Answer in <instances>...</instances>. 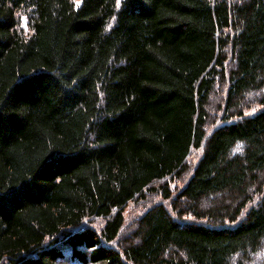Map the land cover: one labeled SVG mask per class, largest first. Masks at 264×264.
<instances>
[{"label": "trees", "instance_id": "obj_1", "mask_svg": "<svg viewBox=\"0 0 264 264\" xmlns=\"http://www.w3.org/2000/svg\"><path fill=\"white\" fill-rule=\"evenodd\" d=\"M0 264H264V0H0Z\"/></svg>", "mask_w": 264, "mask_h": 264}, {"label": "rangeland", "instance_id": "obj_2", "mask_svg": "<svg viewBox=\"0 0 264 264\" xmlns=\"http://www.w3.org/2000/svg\"><path fill=\"white\" fill-rule=\"evenodd\" d=\"M212 117H213V115H211ZM130 213H132V214H138V213H141L142 211H143V209H144V207L145 206H143V205H141V204H138V203H133V204H131L130 206ZM201 207H202V204H201ZM203 207H205L204 205H203ZM135 217V216H134ZM128 218V217H127ZM125 221H126V223L128 224V222L130 221L129 219H125Z\"/></svg>", "mask_w": 264, "mask_h": 264}, {"label": "snow or ice", "instance_id": "obj_3", "mask_svg": "<svg viewBox=\"0 0 264 264\" xmlns=\"http://www.w3.org/2000/svg\"><path fill=\"white\" fill-rule=\"evenodd\" d=\"M118 2H119V0H118Z\"/></svg>", "mask_w": 264, "mask_h": 264}]
</instances>
